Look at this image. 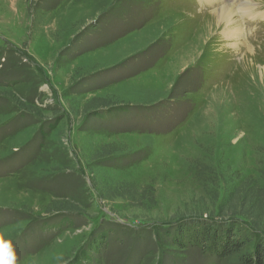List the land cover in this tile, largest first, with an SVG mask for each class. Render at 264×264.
I'll list each match as a JSON object with an SVG mask.
<instances>
[{
    "label": "rangeland",
    "instance_id": "1",
    "mask_svg": "<svg viewBox=\"0 0 264 264\" xmlns=\"http://www.w3.org/2000/svg\"><path fill=\"white\" fill-rule=\"evenodd\" d=\"M211 18L179 0H0V234L18 264H243L264 241L230 218L246 190L264 200V35L207 37ZM234 220L247 246L221 261L169 240Z\"/></svg>",
    "mask_w": 264,
    "mask_h": 264
},
{
    "label": "trees",
    "instance_id": "2",
    "mask_svg": "<svg viewBox=\"0 0 264 264\" xmlns=\"http://www.w3.org/2000/svg\"><path fill=\"white\" fill-rule=\"evenodd\" d=\"M245 193L247 194L239 200L241 206L236 209V211L240 210L241 213H236V211L234 212L232 209L231 212L234 214H232V217L230 218H232L233 221V219H236L237 216H239L249 223V225L264 231V219L262 218L263 213H260V216L256 213V210L259 211L260 209L261 212L264 210V200H262L260 196L262 195L261 191L246 190ZM232 200L234 199L231 197H225L224 204L220 206V209L222 208V211L225 210L226 206H229ZM196 222L197 221H195V224L183 225L181 227L178 226V224L176 225V227L180 228H176V231L169 236V240L172 242L174 247L181 250L190 249L194 251H204L210 259L221 261L230 254V249H236L240 252L247 246L246 243L244 246H237V238L232 234L236 223L235 220L234 223L227 222L224 225H208L204 221ZM246 227L248 226L246 225ZM241 238L245 239V235L241 234ZM248 238L247 241L252 240ZM103 240L104 237H101L96 243L92 244L93 250L91 249L88 254H92L93 252L97 254ZM83 259L90 261L86 255H83ZM242 261L243 264H264V241L261 240L259 245L256 247L253 246L252 250H247L242 256Z\"/></svg>",
    "mask_w": 264,
    "mask_h": 264
},
{
    "label": "bare ground",
    "instance_id": "3",
    "mask_svg": "<svg viewBox=\"0 0 264 264\" xmlns=\"http://www.w3.org/2000/svg\"><path fill=\"white\" fill-rule=\"evenodd\" d=\"M205 3H211L215 0H203ZM4 2V1H3ZM243 8V7H242ZM206 17H212L210 23H205L203 22V30H205V33L207 34V37L211 35V33L215 30L220 29L223 27V35L226 40H229L231 42H239L240 37H239V28L236 25V20L234 18V12L232 8L230 7H221L220 9L215 10V12L211 13L210 15H205ZM189 20V19H188ZM187 20V21H188ZM191 20V19H190ZM201 21V19H200ZM202 23V22H201ZM205 23V24H204ZM202 28V27H201ZM200 28V30H201ZM199 30V33H200ZM202 30V31H203ZM201 31V32H202ZM198 33V35H199ZM196 34V33H195ZM204 34V33H203ZM196 36L197 37L199 36ZM205 36V35H204ZM195 37V36H194ZM201 38V37H200ZM205 40V39H204ZM194 42V41H193ZM192 42L193 45H189L187 48H193L195 44ZM227 42V41H226ZM196 43V42H195ZM240 43V42H239ZM198 44V42H197ZM233 44V43H232ZM235 45V44H234ZM230 47V46H229ZM180 55L177 54L176 56ZM172 61V60H171ZM170 61V62H171ZM171 66L168 64V67ZM167 68V67H166ZM259 74V73H258ZM254 78V77H253ZM259 79L263 82L264 85V69H263V74L260 73Z\"/></svg>",
    "mask_w": 264,
    "mask_h": 264
},
{
    "label": "clouds",
    "instance_id": "4",
    "mask_svg": "<svg viewBox=\"0 0 264 264\" xmlns=\"http://www.w3.org/2000/svg\"><path fill=\"white\" fill-rule=\"evenodd\" d=\"M0 264H18V256L10 240L0 234Z\"/></svg>",
    "mask_w": 264,
    "mask_h": 264
},
{
    "label": "crops",
    "instance_id": "5",
    "mask_svg": "<svg viewBox=\"0 0 264 264\" xmlns=\"http://www.w3.org/2000/svg\"><path fill=\"white\" fill-rule=\"evenodd\" d=\"M170 62V61H169Z\"/></svg>",
    "mask_w": 264,
    "mask_h": 264
}]
</instances>
